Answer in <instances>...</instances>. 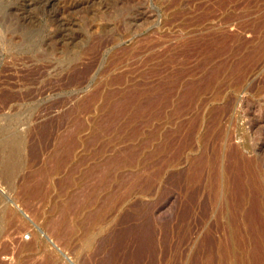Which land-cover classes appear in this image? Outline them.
Here are the masks:
<instances>
[{"label":"rangeland","instance_id":"1","mask_svg":"<svg viewBox=\"0 0 264 264\" xmlns=\"http://www.w3.org/2000/svg\"><path fill=\"white\" fill-rule=\"evenodd\" d=\"M263 40L264 0H0V264H206L187 174L218 130L264 171Z\"/></svg>","mask_w":264,"mask_h":264},{"label":"bare ground","instance_id":"2","mask_svg":"<svg viewBox=\"0 0 264 264\" xmlns=\"http://www.w3.org/2000/svg\"><path fill=\"white\" fill-rule=\"evenodd\" d=\"M208 59L209 57H207L206 62ZM204 65L206 66V64ZM225 68L224 64H219L211 70H204L200 78H191L183 87L184 94L190 99L189 101H194L201 93L207 90L213 93L212 99L214 100L222 97L223 91L213 87L221 80ZM174 83L173 91H176V87H178L177 79L174 80ZM237 85L236 87L239 86ZM236 91L239 93L241 89H236ZM165 95L167 96L166 93ZM161 97L164 98V94ZM161 97L160 100L162 101ZM187 98L186 100L188 101ZM239 101L241 102V99ZM199 121L200 118H198L195 125L193 124L194 126L192 125L193 127L191 126L190 134L184 143L181 142L180 145L184 146V148L191 146L190 143L196 134ZM213 123L214 127L219 125L220 118L215 116ZM222 134L218 130L217 135L214 136L210 157L206 153H201L204 157H198L200 159L195 161L196 158L195 162L192 163L190 172H188L189 174H187L188 183L193 185L192 195L189 197L192 198L190 199L192 200L191 204H194L199 192L203 189L204 180L207 179L208 185L204 186V188L208 198L204 202L206 204L205 208H203L205 209L203 216L207 217L208 212L217 208L215 211L216 222L214 220L217 223V230L214 232L210 229L212 232H208L203 241L206 244V252L204 251L205 261L206 264H216V262L219 264H264V171L261 170V165H258L256 160L249 159L247 152H244V146L231 145L230 140L224 143L227 138L223 137ZM223 149L227 151L225 155L223 154ZM37 189L39 188L37 187ZM159 211L155 210L154 215H157ZM203 219L204 217L201 221ZM137 225L135 228L127 229V232L131 233L130 231H134V234H132L133 238L140 244L141 248L150 249L152 246L154 247L155 232L149 222L145 226H143L144 224L142 226L141 224ZM20 247L22 249L28 248L26 243Z\"/></svg>","mask_w":264,"mask_h":264}]
</instances>
